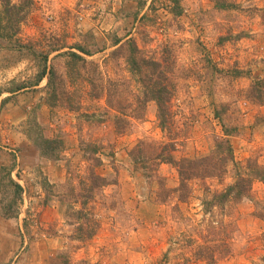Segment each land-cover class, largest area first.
<instances>
[{
	"label": "rangeland",
	"instance_id": "rangeland-1",
	"mask_svg": "<svg viewBox=\"0 0 264 264\" xmlns=\"http://www.w3.org/2000/svg\"><path fill=\"white\" fill-rule=\"evenodd\" d=\"M180 5L176 16L169 0H33L19 34L0 38V264H264V0ZM117 39L135 41L159 66L134 72L112 55ZM45 67L57 73L62 100L53 107L48 79L37 82ZM99 72L128 98L143 96L142 75L161 72L174 94L172 134L161 130L154 102L120 133L119 114L91 96L88 80ZM171 135L177 159L206 157L229 139L237 166L193 181L186 203L174 193L163 202L130 154ZM96 147L98 168L89 160ZM158 169L165 186L179 187L177 168ZM93 172L106 184L85 190ZM237 174L252 178L248 196L208 211ZM9 203L16 217L2 215Z\"/></svg>",
	"mask_w": 264,
	"mask_h": 264
},
{
	"label": "trees",
	"instance_id": "trees-1",
	"mask_svg": "<svg viewBox=\"0 0 264 264\" xmlns=\"http://www.w3.org/2000/svg\"><path fill=\"white\" fill-rule=\"evenodd\" d=\"M169 1L172 3V7L174 8V15L181 16L183 9L180 5V0ZM2 2L4 3V9L0 14V38L6 39L8 36L11 38L19 34L20 26L27 19L29 9L33 4V0H21L19 5L13 4L11 0H2ZM219 6L222 9L230 7V5L225 3H221ZM2 32H5L9 35L6 36ZM115 46L119 47L112 55L117 56L119 54H123L122 57L126 59L134 72H141L143 70L145 71L143 67L141 68V65L144 63L151 62L152 66H159L156 61H148L147 59L143 58L142 51L139 49L137 43L133 40L122 43V40L117 39ZM77 49L86 55H92L90 51H87L81 45H77ZM68 55L74 62H86L83 57L75 52H70ZM91 76L92 77H90L88 80L93 88L91 96L95 99H101L104 97L109 108L119 114L116 116V128L120 129V133H123L126 130V127L130 125L128 120H143L146 116V104L149 102H154L157 107V118L161 130L167 134H172V128L174 127V112L172 110L173 106L171 105V102L174 94L167 83H162L161 78L164 76L161 72L158 74L146 73L145 77L142 75V79H148V83L141 93L143 96L134 95L130 98L126 97L124 93L119 90V84H117V82L110 79L104 81L100 72L99 75L97 74L93 76L92 73ZM45 78L48 79L47 85L50 93L47 103L53 107L55 104H57V102L62 100L60 93H58L55 88L58 83L57 73L55 72L54 67H51L50 70H47L45 67V69L39 74L37 81L38 84ZM258 84L260 85L262 82H259ZM261 95L264 97V94ZM51 102L54 103L53 106L51 105ZM225 135L229 136L228 134ZM177 137L178 135H171L169 137V142L160 147H155V143L147 140L140 141L130 154L134 163H141L140 166L142 169H149V172L143 173L146 178L149 180H157L160 189H162L161 195L164 197L163 202H165L170 197V193H174L177 195L178 202L186 203L192 193L191 183L193 181H203L210 178L221 179L228 174L231 165L237 166L234 150L229 139L219 141L210 155L206 157L199 159H177L171 154L176 150L178 140ZM45 142L50 144V142ZM89 150V160L93 162L94 168L100 167L102 165V161L99 157H97L99 149L96 147ZM162 164H170L177 168L180 180L178 188L170 189L163 184L159 177L160 175L158 171V168ZM257 173L258 171H256V176L261 177ZM237 175L239 179H237L234 184L229 185L224 192L214 194L212 201L206 202V209L208 211H210V207L212 205L213 207H219L223 206L226 202L231 201L230 199L237 200L248 196L251 189L250 187L252 185V178H250L249 175ZM92 178L94 180L93 186H90L88 189L85 188V190L92 191V189L105 186L106 180L103 177L97 175L96 172L92 173ZM11 184L13 186V194L15 195V199L19 198V200H22L21 195L24 191L23 187L12 179ZM85 190L84 192H86ZM82 197L88 199L87 195H82ZM11 207V203L2 206V215L4 217L13 218L17 216V213L11 212ZM177 210L179 211V207L176 208V211Z\"/></svg>",
	"mask_w": 264,
	"mask_h": 264
}]
</instances>
